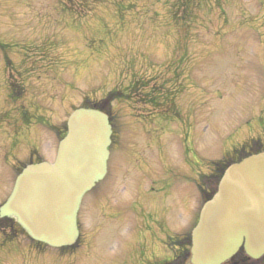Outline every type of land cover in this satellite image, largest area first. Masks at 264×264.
<instances>
[{
	"label": "rangeland",
	"instance_id": "rangeland-1",
	"mask_svg": "<svg viewBox=\"0 0 264 264\" xmlns=\"http://www.w3.org/2000/svg\"><path fill=\"white\" fill-rule=\"evenodd\" d=\"M71 1L0 0V205L30 160L53 162L74 109L116 94L108 172L79 247L0 229V264L168 263L211 163L264 146V0Z\"/></svg>",
	"mask_w": 264,
	"mask_h": 264
},
{
	"label": "water",
	"instance_id": "water-1",
	"mask_svg": "<svg viewBox=\"0 0 264 264\" xmlns=\"http://www.w3.org/2000/svg\"><path fill=\"white\" fill-rule=\"evenodd\" d=\"M66 129L53 163L26 166L0 206V218L55 249L77 241V213L106 176L111 136L107 115L94 109L75 110ZM190 236L186 264H226L240 248L253 261L264 256V152L225 170Z\"/></svg>",
	"mask_w": 264,
	"mask_h": 264
},
{
	"label": "trees",
	"instance_id": "trees-1",
	"mask_svg": "<svg viewBox=\"0 0 264 264\" xmlns=\"http://www.w3.org/2000/svg\"><path fill=\"white\" fill-rule=\"evenodd\" d=\"M66 0H64L65 3ZM68 2H72L71 0H67ZM78 3L82 0H76ZM16 88V87H14ZM15 97V96H13ZM113 97V95H110L107 99H111ZM106 101L104 103H99L97 106V108H104V106H106ZM92 105L94 104H88L87 102L84 103V105L82 107L84 108H90ZM65 134V132H64ZM63 134V136H64ZM264 148L260 145V142L258 141H252L250 143L244 144L240 147V149L234 150L233 151V155H240L242 156V154L244 153V150H249L248 154H243V156L241 158H244L250 154H256L259 153L263 150ZM228 165V163L226 164L225 162H217L215 164H213V175L210 176H205V177H201L200 182H199V187L200 190L202 191V193L204 194V196H206V198H209L213 192L215 191L216 185L218 183V180L220 178V175L222 173V171L225 169V167ZM0 229L2 230H7L10 233H15L18 230V233L23 234V231L19 228V226H17L15 224V222L13 220L10 219H0ZM7 237H10L9 235ZM189 237H185L182 239L177 240L176 245H178L179 247H181L182 251L179 254V258H177L175 261L172 262V264H183L187 253H188V244H189ZM260 264H264V259L262 260V262Z\"/></svg>",
	"mask_w": 264,
	"mask_h": 264
},
{
	"label": "bare ground",
	"instance_id": "bare-ground-1",
	"mask_svg": "<svg viewBox=\"0 0 264 264\" xmlns=\"http://www.w3.org/2000/svg\"><path fill=\"white\" fill-rule=\"evenodd\" d=\"M113 132H111V136L110 138L112 139L113 137ZM177 258H179L177 255H176ZM264 257V256H263ZM190 258V255H187L186 256V259ZM252 264L250 262V259H248L243 251L242 248L239 249V251L237 253H235L234 257L231 258V260H229L226 264Z\"/></svg>",
	"mask_w": 264,
	"mask_h": 264
},
{
	"label": "flooded vegetation",
	"instance_id": "flooded-vegetation-1",
	"mask_svg": "<svg viewBox=\"0 0 264 264\" xmlns=\"http://www.w3.org/2000/svg\"><path fill=\"white\" fill-rule=\"evenodd\" d=\"M79 227H80V226H79ZM80 238H81V235L79 236L78 242H77L73 247L65 248V249H61V250H60L61 254L70 253V252H72L73 250H75L77 247H79Z\"/></svg>",
	"mask_w": 264,
	"mask_h": 264
}]
</instances>
